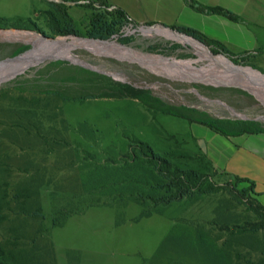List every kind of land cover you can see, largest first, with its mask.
Segmentation results:
<instances>
[{
	"label": "rangeland",
	"instance_id": "1",
	"mask_svg": "<svg viewBox=\"0 0 264 264\" xmlns=\"http://www.w3.org/2000/svg\"><path fill=\"white\" fill-rule=\"evenodd\" d=\"M79 1L0 0V32L27 33L41 41L42 35L107 41L195 69L211 68L195 46L171 35L181 32L147 26L129 34L128 23L104 13L112 11L96 1ZM104 24L110 32L97 38L96 32L106 33L100 26ZM3 38L0 66L31 48V43ZM195 40L211 56L219 55L214 47ZM67 53L42 52L45 58L0 85V185L8 184L3 188L11 197L15 189L43 182L38 189L42 219H26L12 204L17 216L4 214L15 217L13 226L25 228L31 238L35 229L46 230L53 264H215L196 244L188 246L186 237L198 225L212 240L219 234L210 232L207 223L220 225L225 220L245 224L248 246L264 242V220L255 214L257 200L246 183L235 184L229 175L210 169L216 192L152 208L149 201L144 207L135 201L136 191L150 193L145 187L149 179L144 176L142 186L131 179L139 170L136 158L143 167L148 165L139 159V142L171 162L175 160L169 155L174 153L183 157L181 163L194 164L197 141L180 116L211 119L225 131H233L228 126L233 123L264 129V99L240 86L186 81L175 72L157 74L133 60L87 46ZM223 57L264 78V52ZM125 86L145 93L140 99L123 96ZM24 211L31 212L30 205ZM53 219L63 226L53 228ZM9 227L10 223L0 227V239L9 236ZM256 227L262 229L253 233ZM180 235H185V243L175 239ZM42 242L46 238L36 245ZM18 243L26 251L32 248L30 239ZM41 264L51 262L46 257Z\"/></svg>",
	"mask_w": 264,
	"mask_h": 264
},
{
	"label": "trees",
	"instance_id": "2",
	"mask_svg": "<svg viewBox=\"0 0 264 264\" xmlns=\"http://www.w3.org/2000/svg\"><path fill=\"white\" fill-rule=\"evenodd\" d=\"M90 2V0H89ZM99 6L107 8L104 0H96ZM197 9L205 12H212L216 14H223L230 19L234 17L228 12L223 11L219 8H205L197 5ZM107 15H110L115 19L116 22H122L123 24L129 22L125 14L122 11L114 10L112 12H104ZM106 33L98 34L95 33L97 38H103L105 34L110 32L109 26L104 24L100 25ZM101 30V29H100ZM184 33L191 34L193 37L197 38L199 41H202L205 44H210L213 42L207 41L205 38L192 33L189 31H183ZM67 33V32H66ZM216 44V43H213ZM218 53L223 52L227 53L224 49H217ZM144 91L134 89L130 86H125L121 89V94L133 99H140L144 95ZM180 118L193 122L196 121L200 124L206 125L212 130L220 134H236V133H260L264 132V129L253 127V125L245 123H233L228 126L233 128V131H225L224 127H219L217 123L213 120H191L189 118L180 116ZM197 140H195L196 142ZM140 146L138 154L141 156L139 159L144 158L147 160L148 164L145 168L141 164L140 160L136 158V167L139 168L131 177L132 181L138 183L142 186L141 181H145V187L149 190L150 193L144 194L142 190L136 191L138 198L135 201L138 205L144 207V202L149 201L152 208L158 206H166L173 202H180L183 198H193L194 196L209 195L210 193L216 192L218 189L215 188V184L210 181L209 171L212 169L210 162L206 159L205 154L200 151L198 148V154H194L192 160L194 161L193 165H187L183 162L180 155L170 153V157L175 160L171 162L160 155L154 154L150 146L146 143H138ZM197 145V143H196ZM145 176V177H144ZM235 184L246 183L248 184L251 192L254 196L253 183L247 179L229 175ZM213 177V176H212ZM152 181V182H151ZM34 183V179L29 181ZM137 184V185H138ZM43 185L42 181L34 183L28 187H22L21 189H15L12 192V196L9 197L8 191L4 188L8 187L7 183L0 185V227L6 223H10L11 227L7 229L6 238L0 239V264H41L43 259L46 257L53 264V254H52V244L49 241L47 231L39 227L34 231V237L28 236L25 232V228L13 226L14 218L8 217L4 212L8 211L13 213L14 211L11 208V205L14 204L16 208L21 212V214L26 218L33 221L42 219L41 208L39 206L38 189ZM4 187V188H3ZM33 189V191H32ZM257 209L258 213H255L261 220H264V207H262L258 201ZM30 205V211H24V206ZM141 217H148L150 213H141ZM68 217L64 213V219ZM64 222H58L55 219L52 220V227H62ZM238 223H230L228 220H225L224 223L218 225L217 222L207 223L208 229L210 232H218V236H215L212 240H209L207 233H203V228L195 225L194 234L188 235L186 237V244L190 246L191 244H196L198 251H203L206 254V257L210 259L213 263L218 264H264V242L257 243L254 247H250L245 243L247 236L249 234L248 230L243 226L237 225ZM262 228L256 227L253 230V233H256ZM207 231V229H206ZM185 235H180L175 239L184 242ZM46 238V243L42 242V246L36 245V243L42 239ZM30 239L31 249L26 251L25 248L18 247L20 240ZM183 240V241H182ZM222 242L218 244L219 241ZM212 242L210 245L208 242ZM258 241V240H257ZM36 245V246H34ZM210 254V255H209ZM219 260V261H218ZM245 260V261H244Z\"/></svg>",
	"mask_w": 264,
	"mask_h": 264
},
{
	"label": "crops",
	"instance_id": "3",
	"mask_svg": "<svg viewBox=\"0 0 264 264\" xmlns=\"http://www.w3.org/2000/svg\"><path fill=\"white\" fill-rule=\"evenodd\" d=\"M104 1L109 8H113L112 11H122L129 20L127 23L133 26L170 28L193 39L195 37L183 31L196 33L209 43H216L201 41L205 47L222 48L227 52L224 54L233 58L264 52V0ZM197 5L222 9L234 19L200 11ZM224 54L219 52L218 56L223 57ZM257 62L261 61L257 59ZM186 122L191 138L204 140L205 157L212 168L218 173L252 182L255 198L264 207V132L220 134L196 121Z\"/></svg>",
	"mask_w": 264,
	"mask_h": 264
},
{
	"label": "bare ground",
	"instance_id": "4",
	"mask_svg": "<svg viewBox=\"0 0 264 264\" xmlns=\"http://www.w3.org/2000/svg\"><path fill=\"white\" fill-rule=\"evenodd\" d=\"M29 35L30 34L27 33L13 34L12 32H0V37H5L3 39L21 40L22 42L31 43L33 45V49L30 52L0 66V85L14 79L33 62L45 58L44 55H41L42 52H47L52 56H61L63 54L69 55L67 53L68 50L87 46L99 53H105V55L112 54L119 58L133 60L140 66L157 72V74H169L170 72H175L178 74V78L186 81L193 80L215 85L240 86L255 93L260 99H264V78L257 72L254 71L255 73H252L249 70H246L248 68L237 67L224 57L211 56L204 47L196 42L174 34L171 35L176 36L179 41L190 42L195 46L196 52L199 53L202 58L209 60V67H211L208 69L209 71H206L207 69L204 70L203 68L195 69L191 67L189 63L171 62L160 57L142 55L128 48L107 41L83 40L73 37H70L71 39L56 38L55 40L41 41L37 37H28ZM21 36L26 37L22 38Z\"/></svg>",
	"mask_w": 264,
	"mask_h": 264
},
{
	"label": "water",
	"instance_id": "5",
	"mask_svg": "<svg viewBox=\"0 0 264 264\" xmlns=\"http://www.w3.org/2000/svg\"><path fill=\"white\" fill-rule=\"evenodd\" d=\"M172 32V31H171ZM173 33H175V34H177L178 36H180V37H182V38H186V39H192V40H195V39H193V38H191V37H189V36H187V35H185V34H179V33H177V32H173ZM41 38L43 39V40H55L56 38H49V37H47V36H45V35H42L41 36ZM196 41V40H195ZM30 46H31V48L28 50V51H26V52H24V53H27V52H30L31 50H32V45L30 44ZM24 53H21L20 55H18V56H16V57H19V56H21V55H23ZM16 57H13V58H8V59H14V58H16ZM80 65V64H79ZM83 66V65H82ZM85 67H87V66H85ZM89 68V67H88ZM90 69H92V68H90ZM94 70V69H93ZM97 71V70H96ZM99 72H101V71H99ZM102 73V72H101ZM104 74H108V73H104ZM115 78V77H114ZM117 79V78H116ZM218 103V102H217ZM240 118V117H239ZM197 146H198V148L200 149V151L202 152V153H204L205 154V152H206V146H205V143L202 141V140H197Z\"/></svg>",
	"mask_w": 264,
	"mask_h": 264
},
{
	"label": "built area",
	"instance_id": "6",
	"mask_svg": "<svg viewBox=\"0 0 264 264\" xmlns=\"http://www.w3.org/2000/svg\"><path fill=\"white\" fill-rule=\"evenodd\" d=\"M78 3L79 4H86V3H88V1L87 0H80ZM104 9H106L108 11H112L113 10V8H109V7L104 8ZM128 25H129L128 26L129 29H127L126 32L129 33V34H132V33L136 32L137 30H142L144 28V27H136V26H133L130 23H128Z\"/></svg>",
	"mask_w": 264,
	"mask_h": 264
}]
</instances>
